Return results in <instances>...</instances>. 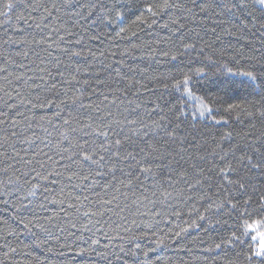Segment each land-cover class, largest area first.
I'll return each instance as SVG.
<instances>
[{
    "label": "trees",
    "instance_id": "1",
    "mask_svg": "<svg viewBox=\"0 0 264 264\" xmlns=\"http://www.w3.org/2000/svg\"><path fill=\"white\" fill-rule=\"evenodd\" d=\"M220 2L194 0L197 9L212 5L209 12L196 14L206 16L208 22L205 26L195 31L185 27L182 30L184 36L179 41L147 58L144 54L146 35L166 15L168 9L161 8L164 0H0V67H6L11 73L10 84L3 79L6 74H0V86L11 91L14 97L9 100L0 92V110L21 120L17 131L36 141L32 147L18 142L16 148L20 155L26 160H33L35 154L43 149L59 161L56 152L58 129L62 121L57 116V105L66 99L63 94L65 89L70 96L75 88L84 90L85 97L92 94V88L83 82H73L71 85L63 83L57 75V69L64 73L65 78H70L77 68L98 74L101 80L112 86L114 97L119 96V109L113 108L114 113L118 111L127 115L129 112H138L140 118L148 120L149 114L154 119L159 118L160 113L153 112V109L163 108L168 112L174 107H186L192 113L207 105L215 114L197 124L195 130L189 124L188 130L195 131L201 137V142L206 139L210 144L222 143L225 152H230V148L237 143L243 147L241 137L245 134H248V139L264 135V120L259 115L264 108V12L250 4L247 9L237 10L235 15L217 16L215 11L218 9L215 6ZM8 3H12L13 7L8 8ZM89 3L97 4V12L84 19L88 9L81 5ZM44 5H47V10ZM149 8L156 12L155 16L148 12ZM99 13H104L112 23H98L96 15ZM117 15L121 19L116 20ZM198 24L201 26L202 22ZM121 27L125 32L117 37L116 33ZM224 29L232 34L229 35ZM66 30L73 35H67ZM61 36L65 38L63 42L60 41ZM77 39L84 41L83 56L69 61V57L60 49L80 47L74 44ZM36 40H43L44 43L36 44ZM192 41L196 42L197 49L188 55L183 54L184 42ZM101 52L105 53L103 64L94 61L90 55L95 53L99 56ZM172 55H176L177 59L172 60ZM252 70L258 77L256 81L250 82L240 75ZM49 71L55 80L48 77ZM17 76L21 79L17 80ZM40 76H44L48 83L44 84ZM186 78L189 80L188 85L183 83ZM52 83L56 84V89L49 91ZM90 83L94 86L95 80ZM12 89L20 90L26 101L47 96L52 101L51 106L31 108L30 105H22ZM6 100L16 104L17 109L5 108ZM70 107H64V114ZM17 111L24 115H16ZM76 111L82 112V118H87L88 113L79 109ZM251 111L256 113L255 118L249 115ZM213 120L221 123L213 125ZM229 131L233 133L232 140H223L224 134ZM41 141L51 143L45 147ZM64 146L67 147L66 142ZM10 163L14 164V168H10L7 175L0 172V191H4L7 185L12 193L0 198L9 201V205L0 202V221H7L6 224H0V260L4 264H249V247L258 248V234L264 232V212L260 211L258 203L264 201V171H261L250 174L251 186L247 194L238 197L241 207L233 214L225 212L213 216L206 211L209 202L205 196H212L215 187L207 190L205 196L193 193V199L179 203L176 200L164 201L159 193L153 197L149 190L152 188L151 181H145L147 188L141 187L140 190L158 200L152 212L140 215L135 210L131 213L125 211L123 215L127 217L126 222L121 221L119 215L108 212L104 220L109 221V217L111 220L104 231L109 232L111 238H105L102 233H96L93 237L92 233L85 232L82 239L77 233L64 241L66 233L59 234L52 224L64 225L65 211L74 213V209H67L69 197L79 196L82 200L87 195L95 201L100 189H77L63 177H49L48 181L34 180L36 173L31 171L33 165L18 160ZM64 163L67 162L53 165L52 161H48L52 168L61 171ZM215 163L219 167L223 161L217 157ZM35 166L38 168V165ZM203 166L206 169L210 167L209 164ZM32 184L36 185L35 197L28 195ZM51 199L64 200L65 203H49ZM29 200L33 203L17 213L16 208L20 207L21 202L28 204ZM245 200L251 201L247 214L244 210ZM41 202L44 208L39 206ZM145 205L147 209H153V205L147 201ZM144 211L145 206H141V212ZM177 212L180 214L177 215ZM200 215L206 216V219L200 220ZM12 216H15V220ZM28 221L36 224L32 228L34 235H22L19 239L6 235L13 229L26 232L23 224ZM209 223L215 226L209 227ZM40 224L57 232L61 239H50L46 232L40 230ZM249 224L255 225V231L243 236L249 241L247 244L215 249V244L221 243L222 239L227 240L234 233L244 234ZM252 235L257 236L255 242L251 240ZM93 238L100 240V245L94 251L89 247ZM36 244L40 247H36ZM61 244L64 246L61 247ZM9 245L16 247L18 252L13 259L6 260L4 253L8 251ZM208 248L213 251H205ZM77 251L85 255L76 256ZM253 264L259 262L253 261Z\"/></svg>",
    "mask_w": 264,
    "mask_h": 264
},
{
    "label": "snow or ice",
    "instance_id": "2",
    "mask_svg": "<svg viewBox=\"0 0 264 264\" xmlns=\"http://www.w3.org/2000/svg\"><path fill=\"white\" fill-rule=\"evenodd\" d=\"M250 4L258 11L264 12V0H221L215 6L218 9V11H215V15H235L237 10L247 9ZM6 6L12 8L13 4L8 3ZM44 7L47 10V5H44ZM81 7L88 9L87 16L83 17L84 19L92 17L94 12H97L96 3H89L86 6L81 5ZM161 8L173 9L180 14L170 21V25L174 27L176 32L182 33V30L186 27L182 22L186 18L184 13L192 17L196 15L193 8L188 7L184 0H164ZM211 8L212 5H207L201 7L200 11L207 13ZM148 12L153 16L156 15L152 8H149ZM20 19H23V17H20ZM115 19L119 20L121 17L117 15ZM96 21L100 24L112 23V20L108 19L104 13L97 14ZM170 25L164 24L162 27L172 30ZM189 31L192 30L189 29ZM224 31L229 35L232 34L228 29H224ZM124 32L125 29L121 27L116 36L121 37ZM66 34L69 36L73 35L69 30H66ZM89 38L96 39L98 37ZM64 39L63 36L60 37V41L63 42ZM5 43H9V41H5ZM34 43L43 44L44 41L36 40ZM74 44L80 47H64L60 49L69 57V61L83 56L84 41L77 39ZM48 47L51 48L52 45L49 44ZM57 47H60L59 43ZM196 49L197 44L195 41L184 42L183 54L188 55ZM202 53L203 50H201ZM128 54L124 53L123 55ZM90 55L94 61L103 64L102 58L105 57V53L101 52L99 56L95 53H90ZM171 59L176 60L177 56L172 55ZM108 66L110 67V65ZM0 74H6L3 79L8 81L9 84L11 83L9 81L11 73H8L6 67H0ZM47 75L51 80H55L50 71ZM57 75L67 85H71L73 82H83L92 88V94L88 97L84 96V90L80 88H75L71 96L65 89L63 94L66 99L61 100L60 104L57 105V116L62 121L58 129L59 140L57 141L56 152L60 160H55L52 155L45 153L43 149L35 154L33 160H26L24 156H21L16 144L21 142L32 147L36 144V141L23 136L22 132L17 131L21 120L16 119L9 112L0 110V164L3 165L0 167V172L7 175L8 170L14 168V164L10 163V161L18 160L23 161L25 164L33 165L31 171L36 173L34 180L43 179L48 181L49 177H63L72 187L77 189H100L102 194L97 193L95 201L90 200L87 195L82 200L79 196L69 197L67 209H74V213L66 210L64 214L65 224H52V228L57 229L59 234L66 233L64 241H67L68 236H74L77 233L80 234L79 238L82 239L85 232L92 233L93 237H95L96 233H102L105 238H111L110 233L104 231V227L109 225L111 220L110 217L109 221L104 220L108 212L119 215L120 220L125 222L127 221V217L123 215L125 211L131 213L135 210L140 215H147L152 212L158 200L150 198L145 192L140 190L141 187L147 188L145 181H151L152 188L149 190L152 191L153 197H157L159 193V196L163 197L164 201L176 200L179 203H186L187 200L193 199V193L205 196L207 190L215 187L216 191L213 192L212 196H205V199L209 202L206 211L213 216H219L225 212L233 214L241 207L238 197L247 194L251 186L250 174L264 171V135L253 136L248 139V134H245V136L241 137L244 141L243 147L237 143L235 147L230 148V152H225L222 143L210 144L206 139L201 142V137L197 136L195 131L188 130L189 124L191 129L195 130L197 124L201 121H207L209 116L215 114L213 109L207 105L197 108L192 113H189L186 107H174L168 112H165L163 108L153 109V112L160 113L159 118L154 119L149 114L148 120H145L140 118L138 112H129L127 115H123L118 111L114 113L112 111L113 108L119 109L117 104L119 96L114 97L112 86L107 81L101 80L98 74H90L88 71H82L77 68L70 75V78H65L64 73L59 69H57ZM200 75H203V73H200ZM240 75L246 77L250 82L258 79L254 70L240 73ZM16 79L20 80L21 77L17 76ZM39 79L44 81V84L48 83L44 80V76H40ZM92 80H95L94 86L90 83ZM183 83L188 85L189 80L186 78ZM42 86L37 85L36 87ZM55 89V83H52L48 88L49 91H54ZM12 91L15 92L16 97L20 98L19 103L22 105L27 104L31 108L51 106L52 101L47 96H37L35 101L31 99L26 101L20 90L12 89ZM0 92L7 96L9 100L14 99L12 92L7 88L0 86ZM76 93H79V95H76ZM188 95H191V93H188ZM93 97L95 98L93 99ZM68 105H71V107L64 114V107ZM4 107L9 110L17 109L16 104H10L7 100L4 101ZM77 109L88 113L87 118H82V112L76 111ZM16 115L23 116L24 114L17 111ZM249 115L255 118L256 113L251 111ZM259 115L264 120V108H262ZM24 118L29 119L28 117ZM149 120L151 122H148ZM211 123L215 125L221 122L213 120ZM44 130L47 131L46 128ZM21 137L23 139H20ZM232 138L233 133L231 131L226 132L223 136V140L231 141ZM65 142L67 147L64 146ZM41 143L48 147L51 142L41 141ZM40 156L45 158L40 159ZM217 157L223 161V164L219 167L215 163ZM48 161H52L53 165L63 161L67 163L63 164V170L61 171L57 168H52ZM204 164H209L210 167L206 169L203 166ZM35 165H38V168ZM50 168L51 170H49ZM212 173H215V175H212ZM51 182L55 183V180ZM46 187L47 185L45 184ZM4 189V191H0V198L12 195L7 185L4 186ZM130 193L132 194L131 197L129 196ZM174 193H176L175 196L173 195ZM28 195L30 197L37 195L35 184L30 186ZM24 199H28V197ZM217 199L219 203H217ZM145 201L153 205V209H147ZM0 202L9 205L7 199H0ZM57 202L62 205L65 203L64 200H49V203ZM32 203L33 201L31 200H29L28 204L22 201L20 207L16 208V212L19 213L21 209L28 208ZM250 203V200L244 201L245 214H247ZM258 203H260V211L264 212V201ZM39 206L41 208L45 207L43 202ZM141 206H145L146 211L141 212ZM179 214L177 212V215ZM156 215H159V212H156ZM11 218L15 220V216ZM199 219L203 221L206 216L200 215ZM6 223V220L0 221V224ZM133 223H135L134 219ZM214 226L209 223V227ZM23 227L26 232H17L13 229L8 231L6 235L17 239L22 235H34L32 228L36 227V224L32 221L24 223ZM39 228L41 231L46 232L50 239L58 241L61 239V235L53 232L43 224H40ZM182 231L186 232L187 229H182ZM253 231H255V225L249 224L246 226L244 234L237 235L234 233L227 240L222 239L221 243L215 244V249L236 244H247L249 241L244 239L243 236ZM258 236L260 239L259 247H249L248 250L247 259L249 264H253V261L264 264V232H260ZM251 240L255 242L257 236L252 235ZM99 245V239L93 238L90 240L89 247L93 251ZM35 246L40 247L39 244ZM63 246L61 244V247ZM49 251L51 252V249ZM205 251H213V249L208 248ZM17 252L16 247L9 245L4 257L6 260H11ZM63 254L60 253V255ZM25 255L28 254L25 253ZM75 255L82 256L85 253L77 251ZM0 264H4V261L0 260Z\"/></svg>",
    "mask_w": 264,
    "mask_h": 264
},
{
    "label": "rangeland",
    "instance_id": "3",
    "mask_svg": "<svg viewBox=\"0 0 264 264\" xmlns=\"http://www.w3.org/2000/svg\"><path fill=\"white\" fill-rule=\"evenodd\" d=\"M184 2L187 4L188 7L193 8L194 12L197 13H203L199 11L200 8H196L198 5L193 0H184ZM180 14L177 13L173 9H168L166 15L156 23V25L147 33L146 35V41H145V47H144V54L147 58H149L151 55H154L158 53L157 51H160V49H164L173 43L177 42L184 36V32H176L174 30V27L170 25V21ZM185 19L182 21L186 27L191 28L192 30H198L201 27L205 26V24L208 22L206 16L204 15H195L194 17L188 15L187 13H184ZM199 21L202 22V25L200 26L198 23ZM164 24H169L170 27H172V30L169 28L162 27ZM162 49V50H163Z\"/></svg>",
    "mask_w": 264,
    "mask_h": 264
}]
</instances>
